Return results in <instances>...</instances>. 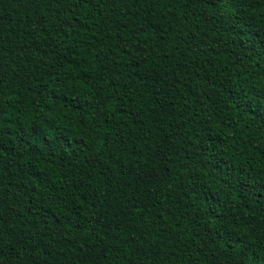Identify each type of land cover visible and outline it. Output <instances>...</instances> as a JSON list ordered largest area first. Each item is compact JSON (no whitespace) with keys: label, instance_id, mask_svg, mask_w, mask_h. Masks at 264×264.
<instances>
[{"label":"trees","instance_id":"trees-1","mask_svg":"<svg viewBox=\"0 0 264 264\" xmlns=\"http://www.w3.org/2000/svg\"><path fill=\"white\" fill-rule=\"evenodd\" d=\"M0 264H264V0H0Z\"/></svg>","mask_w":264,"mask_h":264}]
</instances>
